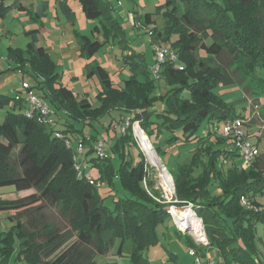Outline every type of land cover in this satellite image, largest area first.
Listing matches in <instances>:
<instances>
[{
    "label": "trees",
    "instance_id": "1",
    "mask_svg": "<svg viewBox=\"0 0 264 264\" xmlns=\"http://www.w3.org/2000/svg\"><path fill=\"white\" fill-rule=\"evenodd\" d=\"M110 2L80 0L87 17L106 13ZM47 6L40 2L38 15ZM62 6L72 19L68 4ZM7 7L0 6V16ZM157 8L163 16L161 26L152 12L138 13L135 20L155 24L150 30L157 43L166 44L176 34L171 48L177 59H166L155 76L136 53L140 59L119 87L103 65H93L89 72H98L101 82L98 106L62 83L56 63L38 44V29L26 30L30 37L26 48L10 47L8 59L31 74L33 86L55 107L56 122L46 124L38 116H28L24 96L0 92V109L9 108L0 122V186L36 190L0 196V211L13 221L0 231V264L12 259L16 264H96V257L111 251L117 240L118 254L127 249L132 260L148 261L146 250L157 242V226L171 216L172 205L178 209L173 213L191 206L202 218L208 246L200 247V255L206 264H264L257 243L264 203L256 199L264 194V168L259 155L247 167L233 160L241 155L223 127L242 116L213 91L220 82H254L257 67H264V0H166ZM107 19L116 21L118 28V19ZM80 39L81 53L88 57L104 44L88 35ZM106 116H110L107 128L127 117L131 122L126 133L111 143L114 153L105 149L107 157L100 158L95 150L99 139L87 135L84 125ZM135 121L157 153L172 161V167L165 163L175 182L171 202L157 198L161 192L143 152L136 158L128 151V144H137ZM74 142L84 143L81 160L101 173V184L78 175ZM118 182L128 195L116 197L111 208L99 188L117 189ZM50 207L58 208L70 228L47 218ZM187 238L197 246L193 237Z\"/></svg>",
    "mask_w": 264,
    "mask_h": 264
},
{
    "label": "rangeland",
    "instance_id": "2",
    "mask_svg": "<svg viewBox=\"0 0 264 264\" xmlns=\"http://www.w3.org/2000/svg\"><path fill=\"white\" fill-rule=\"evenodd\" d=\"M13 1L4 0V3L10 6L7 7L5 14L0 16V65L2 67H9L1 74V77L8 80L12 78L14 81L17 80L23 95L27 96L28 92V89L23 87V82L26 81L33 84L34 78L29 72L17 66L13 60H9L8 56L10 47H27L30 37L25 32L28 29L38 28V44L45 46L49 55L56 63L57 71L61 74L62 83L71 88L76 94L88 97L94 106L100 105L97 93L101 89V82L98 72H89L93 65L98 63L103 65L110 73L114 85L119 87L123 86L124 80L132 74V67L133 65H137L136 62L140 57L144 58L150 69L156 64L157 54L155 46L157 41L155 42L150 30V28L155 27V24L151 23L149 26L140 25L135 20V17L138 13L152 12L156 22L161 26L163 16L158 13L157 6L166 0H110L107 12L98 17H87L82 9L80 0H48L49 4L41 16L38 15L37 11L39 9L36 4L37 1L41 0H26L24 2L26 8L14 5ZM63 3H67L70 7L72 19L68 17L63 9ZM131 14H133V19L131 18ZM107 16H112L113 20L118 19V28L116 27L118 25L116 21L113 23L110 19H107ZM107 28L110 29L108 34L105 32ZM82 35H88L92 40L99 39L100 41H104V44L92 57L81 53L80 38ZM177 38L175 34L170 42H165L166 44L159 42V44L164 48L173 47L172 42H175ZM130 52L133 53V56L126 58L125 54ZM136 53H141L140 57ZM88 62L90 65L87 64ZM178 64H181L180 60ZM259 76L264 78V67H257L256 73L253 75V78H256L254 82L250 81V79H248L250 82L247 80H234L228 83L220 82L213 87V91L221 95L224 101L247 121L250 141L256 145L258 144L260 152H264V81H260L259 83L257 81ZM6 89L9 90V88ZM32 89L39 93L37 87L34 86ZM254 101L258 105L257 107ZM8 109V107L0 109V119ZM252 109L261 113L263 120H249V116L246 113L249 112L251 114ZM58 118L60 120V117ZM109 119L110 116H106L101 121L84 125V132L87 135H97L98 139L104 140L105 149L109 153H114L110 145L115 141L117 135L121 134V131L120 129L115 130L114 127L107 128ZM58 124L61 123L58 121ZM135 139L137 144H128V151L136 158H139V152H143L147 162L150 164V175L155 180V187L161 192L160 197L157 198L161 200V197H163L165 201L171 202L176 195L174 182L173 191L164 188L160 166L155 165L153 167L151 165L145 150H142L143 146L138 135L135 136ZM73 145L75 148L78 144L74 142ZM173 150L171 151L173 152ZM157 155L164 167L165 163L169 167H172V161L169 160L167 155L163 156V158L158 153ZM80 157H82V154ZM114 189L99 188V192L104 197L105 204L111 208L115 207L116 197L128 195L125 190L120 188L119 182L117 189ZM34 191L36 190L30 189L22 194ZM22 194L20 191H16L12 185L0 186V196L15 197ZM172 206L169 208L171 209ZM175 209L177 208L171 210ZM46 213L47 218L54 224L59 225L61 228H70L69 220L61 214L58 208L50 207L46 210ZM195 213L201 218L196 211ZM5 214L7 212L0 211V231L8 229L13 223ZM170 214L171 216L165 218L157 226V242L150 244L146 250L148 261L139 263L132 260L131 256L127 253V249L125 253L118 254L120 241L117 240L112 248L113 251L111 250L106 254L96 257V264H206L204 257L200 254L201 250H205L208 244L196 243L197 246L199 245L198 247L191 246L188 243L187 235L194 238L196 235L192 232L185 234L182 230L180 232L174 220V215ZM200 221L203 225L202 218ZM203 230L206 233L204 225ZM257 243L259 256L264 260L263 223L257 224ZM191 248L195 250L194 254L191 253ZM10 264H16L15 260L12 259Z\"/></svg>",
    "mask_w": 264,
    "mask_h": 264
},
{
    "label": "built area",
    "instance_id": "3",
    "mask_svg": "<svg viewBox=\"0 0 264 264\" xmlns=\"http://www.w3.org/2000/svg\"><path fill=\"white\" fill-rule=\"evenodd\" d=\"M14 1L23 2L24 0ZM2 5L7 6V4L4 3V0H0V6ZM132 16L133 14H131V18L133 19ZM155 51L157 54V61L156 64L152 67V73L155 76H159L161 63H163L166 59L175 61L177 59V52L171 47L164 48L159 43L156 44ZM23 87H26L28 89L26 96L30 106V109L27 110L28 116H38L40 121L46 124H54L56 122L54 119L56 109L53 104L48 99L34 91L32 89L34 87L33 84L25 81L23 82ZM130 122V117H127L122 123L115 124L114 128L115 130L120 129L121 133H126L128 127L130 126ZM136 123L140 126V122L135 121L133 124V130H136ZM223 133L234 142L242 157L243 164L246 166L251 165L259 155V149L258 146L252 143L249 139L247 121L243 119V117H237L235 119L227 121L224 124ZM58 135L61 134L58 133ZM67 143L71 144L69 139L67 140ZM95 150L100 158L107 157L104 140L99 139L96 141ZM83 152L84 143L79 142L76 148V153L74 155V166L77 170L78 175L88 177L90 178L91 182H97L98 184H101V173L96 171L91 166V162L81 160L80 155L83 154ZM243 201L246 200L243 198ZM169 211L172 213V215H174L170 208ZM201 230L202 231L199 234L194 233L196 236L195 238H193L195 239L196 243L200 241L201 243L208 244V239L206 237L205 231L203 230V225L201 227ZM194 252L195 250L191 248V253L194 254Z\"/></svg>",
    "mask_w": 264,
    "mask_h": 264
},
{
    "label": "bare ground",
    "instance_id": "4",
    "mask_svg": "<svg viewBox=\"0 0 264 264\" xmlns=\"http://www.w3.org/2000/svg\"><path fill=\"white\" fill-rule=\"evenodd\" d=\"M135 128H136V134L138 135L141 141V144L145 150L146 155L148 156L149 161L156 166H160L161 168L164 188L166 190L173 191L172 177L169 174L168 170L161 164L160 158L158 157L155 148L152 147V145L150 144V140L147 134L145 133V131L141 130L138 124H136ZM174 215L181 225L183 224L185 225V223H188L189 226L193 229L194 233L199 234L202 231L201 221L192 207H189L183 211L175 212Z\"/></svg>",
    "mask_w": 264,
    "mask_h": 264
},
{
    "label": "crops",
    "instance_id": "5",
    "mask_svg": "<svg viewBox=\"0 0 264 264\" xmlns=\"http://www.w3.org/2000/svg\"><path fill=\"white\" fill-rule=\"evenodd\" d=\"M26 0H24L23 2H17V1H13L14 2V5H16V6H21V5H23V6H25V4H24V2H25ZM47 2L48 4H49V1L48 0H41V1H37L36 2V4H37V8L39 9L40 7H38V5H39V3L40 2ZM21 4V5H20ZM8 5V4H7ZM10 6V5H9ZM1 20V19H0ZM140 25H143V23H142V21H141V19L140 20H136ZM34 29H38V28H34ZM29 30V29H28ZM26 33V32H25ZM27 35V34H26ZM45 47V46H44ZM7 68H9V67H2L1 65H0V92L1 93H5V94H11V95H20V96H24V98H25V101H26V103H27V99H26V95L24 94L23 95V93L20 91L21 90V88H20V86H19V84L17 83V80L16 81H14L13 80V78L12 79H5V78H2L1 77V74L2 73H4L5 71H6V69ZM13 81V82H12ZM35 82V81H34ZM11 85V86H10ZM6 88H9V90H7ZM80 96H85V95H80ZM19 98V97H18ZM254 104H255V106L257 107L258 105H257V103H256V101H254ZM1 111V110H0ZM251 114L249 113V112H247L246 113V115H248L249 116V120L251 119H254V120H258L259 119V121H260V119H262L261 117H262V114L261 113H258V112H256L255 110H251ZM6 113H7V110L4 112V114L2 115V118L0 119V122H2L3 120H4V118H5V116H6ZM63 118H67V116H66V114H61V113H59ZM58 114V116H60ZM250 114V115H249ZM263 120V119H262ZM254 123H255V121H254ZM256 124H259V123H256ZM77 125L78 126H81L82 124L80 123V124H78L77 123ZM76 144H78V142H76ZM257 146H258V144H257ZM82 156H83V154H82ZM259 157H260V159H261V166H263V168H264V152H260V150H259ZM82 158V157H81ZM234 161H236L237 163H239L240 165H241V167H247L246 165H244L243 164V160H242V157H240V156H238V157H236V158H234L233 159ZM232 160V161H233ZM257 160V159H256ZM229 164H231V161H230V163ZM168 169V168H167ZM168 172L171 174V172L169 171V169H168ZM171 176H172V174H171ZM172 179H173V182H174V178H173V176H172ZM174 186H175V182H174ZM25 191H28V190H23V191H20V193L22 194L23 192H25ZM22 195H25V194H22ZM4 196H6V197H10V196H7V195H4ZM256 199L259 201V202H261L262 204L264 203V194H260V195H258L257 197H256ZM5 216H7V214H5Z\"/></svg>",
    "mask_w": 264,
    "mask_h": 264
},
{
    "label": "water",
    "instance_id": "6",
    "mask_svg": "<svg viewBox=\"0 0 264 264\" xmlns=\"http://www.w3.org/2000/svg\"><path fill=\"white\" fill-rule=\"evenodd\" d=\"M140 128H141V130L142 131H144V129L141 127V125L139 126ZM134 134H135V136H137V134H136V130H134ZM148 136V135H147ZM148 138H149V136H148ZM149 140H150V138H149ZM150 144L152 145V147H154V145H153V143L151 142V140H150ZM155 148V147H154ZM142 150L144 151V149L142 148ZM156 150V149H155ZM157 152V151H156ZM151 165L154 167L155 165L154 164H152L151 163ZM165 168L167 169V166L165 165ZM168 170V169H167ZM200 220H201V218H199ZM174 220H175V222H176V224H177V226H178V228H179V230L181 231H183V233H185V234H187L188 232H192L193 234H194V231H193V229L189 226V224L188 223H185V225L183 224V225H181L179 222H178V220L175 218V216H174ZM197 243H201L200 241H198Z\"/></svg>",
    "mask_w": 264,
    "mask_h": 264
}]
</instances>
